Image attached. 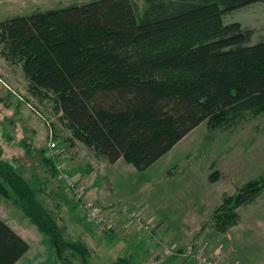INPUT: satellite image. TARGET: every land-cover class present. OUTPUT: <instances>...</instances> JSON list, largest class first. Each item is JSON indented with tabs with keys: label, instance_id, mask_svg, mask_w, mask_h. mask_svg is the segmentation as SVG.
<instances>
[{
	"label": "trees",
	"instance_id": "1",
	"mask_svg": "<svg viewBox=\"0 0 264 264\" xmlns=\"http://www.w3.org/2000/svg\"><path fill=\"white\" fill-rule=\"evenodd\" d=\"M255 1L264 0H89L0 20V44L21 59L29 95L52 101L72 139L108 163L122 158L144 169L201 121L213 129L264 112V40L251 43L250 28L222 20ZM39 116L54 136L56 126ZM11 160L0 146V194L18 203L60 260L66 248L85 260V246L62 238ZM263 189L264 171L212 210L213 228L234 226L238 205ZM28 246L0 218V264L15 263Z\"/></svg>",
	"mask_w": 264,
	"mask_h": 264
},
{
	"label": "rangeland",
	"instance_id": "2",
	"mask_svg": "<svg viewBox=\"0 0 264 264\" xmlns=\"http://www.w3.org/2000/svg\"><path fill=\"white\" fill-rule=\"evenodd\" d=\"M86 1L0 0V20ZM137 2L142 5V0ZM222 20L238 21L250 28L251 43L264 40V1L237 7L224 14ZM6 50L0 44V146L5 157L12 159L19 172L23 171L35 196L53 218H63L60 226L65 222L71 227L75 221L109 236L113 226L105 222L102 212L97 210L100 224L99 219L88 221L86 203L62 184L55 169L58 162L69 172L63 159L73 154L77 157L71 164L77 166L79 158L81 166L90 164L93 168L96 164L102 166L97 158L104 157L94 158L82 142L70 137L58 123L51 100L39 102L29 95L21 59ZM38 113L56 126L52 136L55 153L51 156L46 142L48 130ZM243 115L234 124L220 128L209 129L201 121L144 169H136L122 158L114 164L104 158L107 168H94L92 184L100 191L105 189L115 210L132 220L128 219L134 229L133 244L126 251L118 239L103 238L100 251L85 247V260L66 248L62 264H111L122 256L129 264H208L202 254L199 260L191 257L198 250L203 256H213L216 264H264V189L252 201L238 205L237 223L226 231L217 232L210 218L226 195L264 171V112L253 116L245 111ZM43 157L50 160L56 174ZM213 171L216 173L210 180ZM69 173L77 177L87 203L92 202L80 173ZM103 173L109 175L111 183L104 180ZM0 218L20 235H24L20 228L37 230L18 203L2 194Z\"/></svg>",
	"mask_w": 264,
	"mask_h": 264
},
{
	"label": "crops",
	"instance_id": "3",
	"mask_svg": "<svg viewBox=\"0 0 264 264\" xmlns=\"http://www.w3.org/2000/svg\"><path fill=\"white\" fill-rule=\"evenodd\" d=\"M85 147V146H84ZM86 149V147H85ZM88 149V148H87ZM90 152V150H87ZM4 154V152H3ZM5 156V155H4ZM93 156V155H92ZM77 155L73 154L70 158H64V167L71 173L78 172L80 173V178L84 183V189L86 190V194L88 195L89 199L100 209L99 211L102 212V216L106 223H110L113 226V229H111V234L109 236L102 235L101 233H98L93 228H90L88 225H79L78 222L74 221V226L71 227L66 226L65 222L62 223V225H59V222L61 223V220L63 218L58 219L57 217H54L56 220V223L59 227L61 236L66 241H78L81 242L86 248L93 250L94 248L96 251H100L101 244L103 243V238L106 239H118L120 246L126 247L125 250H128V246L133 244L132 237L134 236V229L132 225V220L127 218L125 216L126 214L124 212H117L115 210V207L113 204L110 203V201L107 199V191L104 189L103 191H100L98 188H96L92 183L95 178L94 175V168L101 167L103 171L107 168L104 158H97L102 163V166H99L96 164L93 167L90 166V164H86L85 166H81L79 163L81 159L78 158L76 164H71L70 162L75 161ZM94 157V156H93ZM95 158V157H94ZM119 160V159H118ZM117 160V161H118ZM116 163V161L114 162ZM110 163V164H114ZM21 175L23 174V171H20ZM23 176V175H22ZM102 176L104 177V180L111 183V178L108 174L103 173ZM26 180L25 176H23ZM27 181V180H26ZM29 183V182H28ZM30 184V183H29ZM36 197V196H35ZM37 199V197H36ZM38 200V199H37ZM39 201V200H38ZM39 203L50 213L51 211L46 208L40 201ZM73 213H70L72 215V218L74 220ZM51 214V213H50ZM52 215V214H51ZM55 216V215H54ZM126 222H125V217ZM53 217V216H52ZM66 217V216H65ZM147 218V217H146ZM29 219V218H28ZM128 219L132 223H128ZM149 219V218H147ZM30 220V219H29ZM150 221V220H148ZM70 222V221H69ZM72 222V221H71ZM151 223V222H150ZM34 224V223H33ZM35 225V224H34ZM36 226V225H35ZM70 228V229H69ZM37 230L29 229V230H22L21 228L18 229L21 233H24V235H20L27 243H28V249L25 251V253L13 264H62L59 256H57L54 246L52 245L49 238L42 233L36 226ZM65 236L69 239H65ZM128 247V248H127ZM120 258H124L123 256ZM119 258V259H120ZM118 259L113 260V262L117 261ZM112 263V262H111ZM87 264V262H86ZM108 264V263H107Z\"/></svg>",
	"mask_w": 264,
	"mask_h": 264
},
{
	"label": "built area",
	"instance_id": "4",
	"mask_svg": "<svg viewBox=\"0 0 264 264\" xmlns=\"http://www.w3.org/2000/svg\"><path fill=\"white\" fill-rule=\"evenodd\" d=\"M47 146H48V153L51 156V154L55 153L54 148L56 147L55 145V141L53 140V137L51 135V131L50 129H48V136H47ZM51 153V154H50ZM55 168H56V172L58 174V177L61 179L62 184L70 189L73 190L75 196L79 197L80 196V202H85V208H86V219L90 222H95L99 219L98 216H100L99 212H97V210L99 211L98 207L95 206L92 202H88L86 201V196L85 194H83V188L81 186L78 185V179L77 177H75L74 175L70 174L69 172H67L66 170H64V168H62V166L57 162L55 163ZM99 224H100V219H99ZM198 253V255H197ZM202 254V259L206 260L208 264H216L215 261L209 259L207 260L205 257L203 256V252H201L200 250L195 251L193 254V256L196 259H198L199 255ZM199 260V259H198Z\"/></svg>",
	"mask_w": 264,
	"mask_h": 264
}]
</instances>
